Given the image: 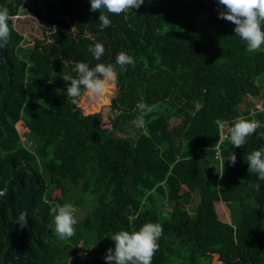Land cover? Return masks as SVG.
<instances>
[{
    "label": "trees",
    "instance_id": "obj_1",
    "mask_svg": "<svg viewBox=\"0 0 264 264\" xmlns=\"http://www.w3.org/2000/svg\"><path fill=\"white\" fill-rule=\"evenodd\" d=\"M22 1L0 0V7L14 17ZM219 10L218 0H144L139 9L108 14L112 23L102 30L89 0H52L38 15L43 38L30 47L21 46L9 21L3 49L11 70L8 78L0 65V133L38 181L33 205L41 220L30 218L25 233L30 264H105L114 233L148 222L163 228L151 264H210L212 258L264 264V180L249 174L245 159L264 149V112L254 116L261 126L243 147H233L225 133L220 161L213 157L218 122L250 120L246 98L264 107L258 97L264 45L247 51L235 26L218 19ZM95 43L105 49L99 60L89 50ZM121 51L134 57V66L116 65ZM77 62L116 68L109 129L99 113L83 115L66 93L62 78L75 75ZM141 100L151 112L137 110ZM141 116L143 125L134 127ZM171 119L180 121L170 126ZM17 122L31 149L21 144ZM230 153L236 163L223 165ZM192 194L198 200L189 214L182 204ZM64 203L81 214L75 213V235L61 240L49 212ZM220 204L228 222L219 217ZM80 250H89L86 259Z\"/></svg>",
    "mask_w": 264,
    "mask_h": 264
},
{
    "label": "clouds",
    "instance_id": "obj_2",
    "mask_svg": "<svg viewBox=\"0 0 264 264\" xmlns=\"http://www.w3.org/2000/svg\"><path fill=\"white\" fill-rule=\"evenodd\" d=\"M89 3L90 11L99 13L98 20L103 30L112 23L108 14L119 15L131 9H139L144 0H89ZM219 6H222L223 10L218 11V19L228 21L235 26L234 34L245 43L247 51H259L264 45V27H262L264 26V0H218V8ZM12 18L6 7H0V49L6 45L10 38L9 21ZM89 50L96 60H99L105 51L101 43H95L90 46ZM115 63L122 70H126V65H135V59L121 51L117 54ZM73 72L75 73L74 76L64 75L62 79L69 82L66 93L74 104L77 103L83 93L94 98L102 97L108 91L110 83L114 84L117 81L116 68L112 64L98 63L94 67H89L86 63L77 62ZM260 78L262 79V90L264 88V76ZM258 97L264 102V96L261 95V92ZM255 104L260 106V110L251 108ZM136 108L144 114L152 111V108L142 100L137 103ZM250 111L253 113L250 114ZM259 112H264L262 103H251L248 109L250 120L238 117L228 127L225 122H218L219 139L214 147L213 155L215 160L220 161L219 143L225 139V133L233 147H243L247 138L261 126L260 122L254 118ZM134 123L142 126L143 117H139ZM225 159L229 161L230 165L236 163L235 154L230 153L228 157L224 158L223 165ZM245 159L249 174H255L258 179L264 180V149L254 150L246 154ZM76 211L71 203L55 205L50 208L49 214L53 217L55 234L61 240L69 239L75 235ZM162 233V226L152 222L143 224L138 231L120 230L114 233L111 236L114 249L106 250L105 264H151L155 252L159 249L158 241ZM80 251L89 252V250ZM80 251L77 253L78 257Z\"/></svg>",
    "mask_w": 264,
    "mask_h": 264
},
{
    "label": "flooded vegetation",
    "instance_id": "obj_3",
    "mask_svg": "<svg viewBox=\"0 0 264 264\" xmlns=\"http://www.w3.org/2000/svg\"><path fill=\"white\" fill-rule=\"evenodd\" d=\"M3 48L2 50L4 51ZM3 59L7 62L11 70L10 63L6 59L5 51ZM0 65L5 66V73L9 78L10 70L7 72V65L1 63ZM2 89L3 85H0V94L2 92ZM21 144L25 145L22 142ZM37 186L38 181L33 169L27 164L26 160L20 154V152L13 150V147L10 143H4V138L0 133V228L3 227L4 230L3 234L1 235V240L5 244V246L2 245L3 251L0 257V261L3 255H7L9 257L14 256L15 249L7 242H5L4 236L6 234L8 225L14 222V217L16 218L18 216V204L23 203L25 201V196L29 195L31 199L29 210H35L38 218L35 217L33 213L27 214L24 212L28 224L24 219V222L26 223H24V225L16 235L21 247L28 250L29 252L30 258L28 262L30 264L32 255L26 244L27 237L25 236V233H31L30 218H34L39 221L41 220L39 209L35 205H33V198L39 194L35 189ZM27 187L28 190H26ZM31 238L33 239V236H31Z\"/></svg>",
    "mask_w": 264,
    "mask_h": 264
},
{
    "label": "rangeland",
    "instance_id": "obj_4",
    "mask_svg": "<svg viewBox=\"0 0 264 264\" xmlns=\"http://www.w3.org/2000/svg\"><path fill=\"white\" fill-rule=\"evenodd\" d=\"M50 1L52 0H23L22 5L17 10V15L11 19L14 29L22 36V47H30L33 40H41L43 38V29L46 28V26L43 20L38 18V15L44 14L47 8V3ZM202 22L203 21L200 19L197 25L201 26L203 24ZM115 91V83H110L108 91L102 97L94 98L87 93H83L76 103L77 109H79L83 115L99 113L101 116V127L109 129L110 124L108 120V106L110 100L114 97ZM260 92L261 95L264 96V88ZM245 101L249 104L253 102L252 99L250 100L249 98H246ZM251 108L260 110V106L257 104L253 105ZM179 121V119H171L169 124L171 126L178 123ZM134 127L138 128L140 126L135 124ZM14 128L17 131V134L20 136V141L25 144V146L27 145L28 149H31V147L28 145V142L24 138L25 129L22 127L21 123L17 122L14 125ZM127 135L130 136L132 134L128 132ZM184 189L185 188L182 187V190ZM58 195V193H54L53 196ZM197 200V194L190 195L188 197V201L182 204L183 208L189 214H191L194 206L197 204ZM217 212L219 217L223 216V220L228 222L227 210L222 204L219 205V210L217 209ZM76 214H81V210H78ZM210 264L220 263L215 261V258H212Z\"/></svg>",
    "mask_w": 264,
    "mask_h": 264
},
{
    "label": "water",
    "instance_id": "obj_5",
    "mask_svg": "<svg viewBox=\"0 0 264 264\" xmlns=\"http://www.w3.org/2000/svg\"><path fill=\"white\" fill-rule=\"evenodd\" d=\"M3 57H4V51L0 49V63L7 65V72H8L10 70V67L7 64V62L3 59ZM26 190H28V187ZM30 203H31V199L29 195H27L25 196V201L23 203L18 204V216L19 217L18 216L16 218L14 217V222L8 225L6 234L4 236L5 242H7L10 246H12L15 249L14 256L9 257L7 255H3L0 261V264H21V263L29 264L28 262L30 258L29 252L28 250L21 247V245L18 242L16 234L20 231L24 223L27 222L24 212L27 214L33 213L35 217L38 218L35 210L33 211L29 210ZM24 219L26 222H24Z\"/></svg>",
    "mask_w": 264,
    "mask_h": 264
},
{
    "label": "built area",
    "instance_id": "obj_6",
    "mask_svg": "<svg viewBox=\"0 0 264 264\" xmlns=\"http://www.w3.org/2000/svg\"><path fill=\"white\" fill-rule=\"evenodd\" d=\"M252 113L253 112L250 111V114H252ZM88 254H89L88 251H80L79 257H80L81 260H84V259H86L88 257Z\"/></svg>",
    "mask_w": 264,
    "mask_h": 264
},
{
    "label": "crops",
    "instance_id": "obj_7",
    "mask_svg": "<svg viewBox=\"0 0 264 264\" xmlns=\"http://www.w3.org/2000/svg\"><path fill=\"white\" fill-rule=\"evenodd\" d=\"M263 81H264V78H263Z\"/></svg>",
    "mask_w": 264,
    "mask_h": 264
}]
</instances>
